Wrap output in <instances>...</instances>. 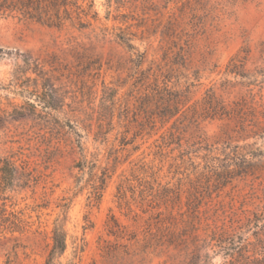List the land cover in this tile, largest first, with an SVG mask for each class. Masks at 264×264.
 <instances>
[{
	"label": "rangeland",
	"instance_id": "1",
	"mask_svg": "<svg viewBox=\"0 0 264 264\" xmlns=\"http://www.w3.org/2000/svg\"><path fill=\"white\" fill-rule=\"evenodd\" d=\"M0 116V264L263 259L264 0H0Z\"/></svg>",
	"mask_w": 264,
	"mask_h": 264
},
{
	"label": "trees",
	"instance_id": "2",
	"mask_svg": "<svg viewBox=\"0 0 264 264\" xmlns=\"http://www.w3.org/2000/svg\"><path fill=\"white\" fill-rule=\"evenodd\" d=\"M179 112L180 109H174L170 113V118L175 117ZM15 164L16 162L13 157H4L0 155V234L2 233L1 228H4V230L14 229L15 231L19 224V222H17L18 219L16 213L8 210L13 204V196L11 194L16 192L14 189V182L17 174ZM66 250V232L61 228H56L53 235V247L50 251L47 264H53L57 257L62 256ZM258 264H264V257L262 260L258 261Z\"/></svg>",
	"mask_w": 264,
	"mask_h": 264
}]
</instances>
